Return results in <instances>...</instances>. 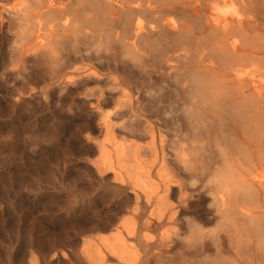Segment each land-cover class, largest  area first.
Instances as JSON below:
<instances>
[{"label":"rangeland","instance_id":"1","mask_svg":"<svg viewBox=\"0 0 264 264\" xmlns=\"http://www.w3.org/2000/svg\"><path fill=\"white\" fill-rule=\"evenodd\" d=\"M29 2L0 0V264H142L161 238L173 240L169 259L151 264H201L202 243L220 232V132L207 134L198 97L161 73L162 49L144 59L112 44L108 20L92 38L42 48L35 35L24 45ZM22 49L39 56L22 60ZM183 146L194 147L189 168L177 156Z\"/></svg>","mask_w":264,"mask_h":264},{"label":"bare ground","instance_id":"2","mask_svg":"<svg viewBox=\"0 0 264 264\" xmlns=\"http://www.w3.org/2000/svg\"><path fill=\"white\" fill-rule=\"evenodd\" d=\"M26 10L19 17L24 45L35 35L42 48L45 42L92 38L97 22L108 20L112 44H122L144 59L155 47L162 49L156 61L161 73L179 77L184 89L198 97L196 108L205 117L207 134L214 127L220 132L212 180L220 232L202 243L209 254L201 264H264V0H30ZM26 52L21 50L22 60L39 56ZM43 53L52 56L53 51ZM185 65L191 66L183 69ZM193 148L183 146L177 154L185 168L194 165ZM193 231L197 243L202 233ZM172 241L148 243L142 264L169 259ZM211 249L218 255L212 256Z\"/></svg>","mask_w":264,"mask_h":264}]
</instances>
